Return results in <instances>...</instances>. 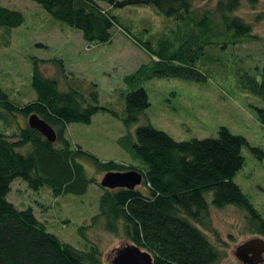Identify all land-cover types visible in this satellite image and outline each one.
I'll return each instance as SVG.
<instances>
[{"label":"trees","instance_id":"16d2710c","mask_svg":"<svg viewBox=\"0 0 264 264\" xmlns=\"http://www.w3.org/2000/svg\"><path fill=\"white\" fill-rule=\"evenodd\" d=\"M34 1L56 20L81 30L89 43L112 42L115 27L131 37L151 59L129 75L127 83L156 76L207 80V74L197 67L198 60L206 54L210 60L219 59L215 52L207 53L209 49L256 39L253 24L237 12L246 1L253 7L260 2L218 0L215 7H208L198 2L212 0ZM128 6L151 7L171 21L170 27L156 40L145 41L123 26L113 10ZM24 21L21 10L0 5V26L12 29ZM41 61L35 60L32 82L37 98L21 105L7 94L0 96V264H105V249L99 243L77 248L51 232L32 207L18 208L9 199L16 179L34 190L47 187L56 196L86 193L90 179L82 159H89L104 173L131 169L143 173V184L136 189L104 188L93 222L108 232L124 233L152 253L154 264H221L228 255L227 243L214 242L198 226L209 224L212 206L244 210L247 232L264 236V216L234 181L245 162L244 136L221 127L216 137L182 141L145 123L136 129L135 141L127 142V136L121 140L142 164L102 162L82 146L74 147L66 129L73 122L91 123L96 113L109 109L99 105L97 91L87 96L78 88L62 89L57 78L42 71ZM257 72L261 80L248 74L245 83L263 101L256 109L264 124V66H258ZM149 106L143 85L127 92L126 125L140 121ZM32 113L56 129L55 143L29 126ZM21 116L26 118L25 125ZM28 146L29 150H20ZM254 152L264 159L262 148L255 147Z\"/></svg>","mask_w":264,"mask_h":264},{"label":"rangeland","instance_id":"374dc122","mask_svg":"<svg viewBox=\"0 0 264 264\" xmlns=\"http://www.w3.org/2000/svg\"><path fill=\"white\" fill-rule=\"evenodd\" d=\"M217 2L201 1L198 6L215 7ZM0 5L21 10L25 15L24 23L18 27L0 26V96L7 94L21 105L37 98L32 85L36 59L42 60V71L57 78L62 89L78 88L87 96L97 91L99 105L118 115L102 109L91 123L68 124L66 136L74 147L82 146L102 162L142 164L121 141L126 136L127 142L135 141L141 124L151 123L182 141L216 137L219 129L226 127L247 139L242 148L245 162L234 181L264 216V159L254 152L255 147L264 150V124L256 109L263 106V101L245 83L248 74L261 80L257 67L264 66V0L256 7L246 1L237 12L253 24L256 39L213 52L209 49L207 53L215 52L219 59L210 60L206 54L198 60L197 67L207 74V80L156 76L142 83H127L126 78L149 62L150 55L119 28L113 29L112 42L89 43L81 30L56 20L34 0H0ZM113 10L123 26L145 41L156 40L171 24L151 7ZM140 85L148 92L150 106L140 121L127 126L125 94ZM20 120L26 124L24 116ZM20 150L25 152L29 146ZM80 162L90 179L86 193L56 196L47 187L34 190L22 179H16L9 199L18 208L32 207L51 232L77 248L99 243L105 249V264H110L117 249L132 242L124 233L117 235L94 226L93 217L100 211L105 190L100 185L105 173L98 171L89 159ZM208 199L211 202V194ZM246 221L244 210L228 205L212 206L209 224H198L214 242L227 243L228 255L221 264H246L236 256L237 247L254 237L264 239L263 235L247 232ZM82 227L85 228L81 230Z\"/></svg>","mask_w":264,"mask_h":264},{"label":"water","instance_id":"95a60500","mask_svg":"<svg viewBox=\"0 0 264 264\" xmlns=\"http://www.w3.org/2000/svg\"><path fill=\"white\" fill-rule=\"evenodd\" d=\"M29 126L38 130L48 141H57V132L53 126L32 113L28 118ZM144 181L143 173L137 169L126 171H109L102 178L100 185L107 189L127 188L136 189ZM236 256L246 264L264 263V239L254 237L237 247ZM110 264H154V257L150 251L132 243L117 249Z\"/></svg>","mask_w":264,"mask_h":264},{"label":"bare ground","instance_id":"6f19581e","mask_svg":"<svg viewBox=\"0 0 264 264\" xmlns=\"http://www.w3.org/2000/svg\"><path fill=\"white\" fill-rule=\"evenodd\" d=\"M52 126V125H51ZM55 129V128H54ZM36 130V129H35ZM56 130V129H55ZM38 131V130H37ZM43 135V134H42ZM138 186H141V185H138Z\"/></svg>","mask_w":264,"mask_h":264},{"label":"flooded vegetation","instance_id":"af4514ba","mask_svg":"<svg viewBox=\"0 0 264 264\" xmlns=\"http://www.w3.org/2000/svg\"><path fill=\"white\" fill-rule=\"evenodd\" d=\"M138 187V186H137ZM262 264H264V263H262Z\"/></svg>","mask_w":264,"mask_h":264}]
</instances>
